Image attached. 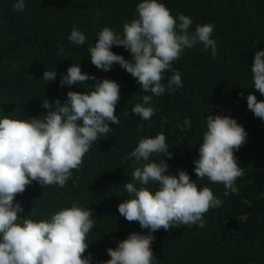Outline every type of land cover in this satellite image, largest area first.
Segmentation results:
<instances>
[{"label": "trees", "instance_id": "16d2710c", "mask_svg": "<svg viewBox=\"0 0 264 264\" xmlns=\"http://www.w3.org/2000/svg\"><path fill=\"white\" fill-rule=\"evenodd\" d=\"M139 0H26L23 11L13 10L14 0H0V114L38 116L47 110L45 99L67 98L69 90L87 91L95 80L82 85L61 86V74L72 63L97 79H114L120 84L115 106L120 124L93 142L79 168L63 187L43 186L33 181L15 197L24 211L18 215L42 218L76 201L89 206L95 225L83 255L92 254V264L110 259L106 249L133 231L145 232L137 221L129 222L118 212V204L128 198L124 183L132 179L134 160H125L141 138L163 133L171 157L155 153L151 159H165L168 173L185 169L199 186H209L221 199L220 207L204 214L205 226L181 225L153 233L151 245L156 264H264V124L247 108L249 92L264 104L255 90L250 67L256 50L264 49V0H164L175 16L184 13L197 24L215 25L217 56L198 44L172 62L179 70L183 87L153 96L155 114L141 120L131 108L145 94L136 79L114 62L108 71L92 64L89 45L105 26L123 30L125 20L136 15ZM97 11L100 15L97 16ZM78 27L86 35L83 45L68 36ZM112 51L131 59L122 45ZM56 69L53 81L42 78L45 70ZM165 80L167 79V73ZM243 93L244 95H239ZM42 102V103H41ZM235 117L247 133L246 142L234 152L242 177L235 181L237 193L225 196L222 183L207 177L198 179L193 161L211 114ZM129 113V115L127 114ZM139 186V185H137Z\"/></svg>", "mask_w": 264, "mask_h": 264}, {"label": "clouds", "instance_id": "9594fccd", "mask_svg": "<svg viewBox=\"0 0 264 264\" xmlns=\"http://www.w3.org/2000/svg\"><path fill=\"white\" fill-rule=\"evenodd\" d=\"M25 6L26 0H14L13 10L23 11ZM192 24V18L184 13L174 16L164 0H139L135 17L124 21L122 33L105 25L96 34L95 43L89 45L93 65L108 71L116 62L136 79L144 93H150L131 108L141 120H150L155 114L153 96L183 87L181 74L172 68V62L186 48L200 44L211 51L212 59L216 58L217 41L212 36L215 25L206 22L193 29ZM68 39L83 45L86 35L73 26ZM113 45H122L131 59L112 51ZM165 70L170 73L166 80ZM250 70L252 86L264 98V49L255 51ZM56 75V69L45 70L42 78L53 81ZM88 80L96 82L87 91L69 90L63 102H41L47 110L42 115L0 114V264H92V254L83 255L95 225L89 206L74 201L47 216L32 218L18 215L24 209L15 199L33 181L44 187H63L93 142L113 131L109 122L120 124L115 114L120 97L117 81L97 79L82 71L78 62L61 74L60 84L82 85ZM246 101L254 119L264 124V104H258L251 92ZM246 137L235 117L211 111L198 158L193 161L198 179L207 177L212 183H222L225 196L237 193L235 181L242 177L243 170L234 152L245 144ZM155 153L172 155L163 133L141 138L125 154V160H134L140 166L134 167L132 179L124 183L128 198L118 204L119 214L129 222L137 221L147 233L130 232L115 248L106 249L110 259L96 264H156L151 247L155 231L194 224L203 228L204 214L222 205L209 186H199L185 169L168 173L165 159H151Z\"/></svg>", "mask_w": 264, "mask_h": 264}, {"label": "rangeland", "instance_id": "374dc122", "mask_svg": "<svg viewBox=\"0 0 264 264\" xmlns=\"http://www.w3.org/2000/svg\"><path fill=\"white\" fill-rule=\"evenodd\" d=\"M168 168L171 169L170 165H168Z\"/></svg>", "mask_w": 264, "mask_h": 264}]
</instances>
